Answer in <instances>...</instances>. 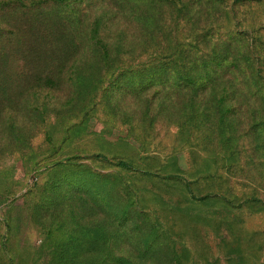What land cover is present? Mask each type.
<instances>
[{
    "label": "rangeland",
    "instance_id": "rangeland-1",
    "mask_svg": "<svg viewBox=\"0 0 264 264\" xmlns=\"http://www.w3.org/2000/svg\"><path fill=\"white\" fill-rule=\"evenodd\" d=\"M137 1L140 12L151 2ZM155 3L154 18L164 23L163 31L152 30V37L145 38L148 47L138 45L133 54L141 58L149 52L163 54L165 40L171 44L177 37L201 47L212 33L219 39L234 38L236 56L247 50L264 73V0ZM129 11L123 4L113 26L135 21L141 27ZM139 30L141 42L144 34ZM130 53L122 52L119 60L132 58ZM114 64L111 69L100 67L94 57L81 54L72 57L66 69L51 72L42 65L36 72L0 70V264L55 263L64 226L59 228L57 219L45 214L40 198L46 183L59 181L68 164L109 174L128 188L144 210L172 233L185 264H233L238 252L236 261L241 264H264V180L224 179L226 161L221 154L214 161L212 154L220 148V140L211 144L215 138L208 127L189 132L187 124L178 125L185 119L183 110L166 100L159 87L138 97L117 91L112 85L118 68ZM226 136L231 135L225 133L223 140ZM241 140L223 141V147L237 145L245 152L249 137ZM97 152L110 161L93 156ZM118 159L130 161L136 169L118 166ZM144 170L151 175H142ZM165 172L178 178H162ZM204 188L219 195L232 192V205L220 196L196 198ZM251 193L259 201L245 202L244 196ZM75 245L80 263L85 264L90 244Z\"/></svg>",
    "mask_w": 264,
    "mask_h": 264
},
{
    "label": "trees",
    "instance_id": "trees-1",
    "mask_svg": "<svg viewBox=\"0 0 264 264\" xmlns=\"http://www.w3.org/2000/svg\"><path fill=\"white\" fill-rule=\"evenodd\" d=\"M150 1L140 12L137 0H0V70L36 72L42 65L51 72L66 69L68 61L81 54L94 57L100 67L104 64L111 69L116 63L112 85L117 91L138 97L148 88L159 87L166 100L175 101L179 111L183 110L185 119L178 125L187 124L189 132L208 127L209 135L215 138L211 144L220 140V148L212 154L214 161L217 154L226 161L224 179L264 180V73L247 50L236 56L234 38L219 39L212 33L201 47L177 37L171 44L165 40L163 54L153 56L149 52L145 58L133 54L138 45L148 47L152 30L163 31L164 23L154 18L156 0ZM123 4L141 27L135 21L134 25L126 22L113 26ZM98 7L103 11H97ZM140 28L144 34L141 42ZM127 51L132 52V58L119 60ZM149 109L144 110V116ZM225 133L231 136L223 140ZM246 137L247 154L236 149L237 145L223 147V141L237 143ZM93 156L110 161L100 152ZM117 163L136 169L124 159ZM242 163L252 170L239 168ZM63 168L60 180L47 182L40 198L45 214L65 229L59 232L63 244L57 248L54 264H82L75 244L84 242L90 244L85 250V264H185L172 233L116 178L85 166L68 164ZM142 175L150 176L151 171L144 170ZM163 175L178 178L169 172ZM218 193L204 188L194 197L206 200L220 196L232 205V192ZM243 199L247 203L259 201L253 193ZM97 244L101 247H95ZM238 254L231 263L241 264L236 261Z\"/></svg>",
    "mask_w": 264,
    "mask_h": 264
}]
</instances>
